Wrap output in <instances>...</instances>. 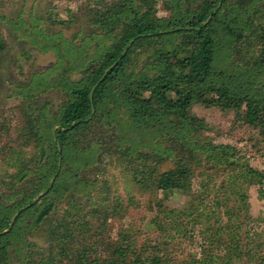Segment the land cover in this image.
Instances as JSON below:
<instances>
[{
    "label": "trees",
    "instance_id": "16d2710c",
    "mask_svg": "<svg viewBox=\"0 0 264 264\" xmlns=\"http://www.w3.org/2000/svg\"><path fill=\"white\" fill-rule=\"evenodd\" d=\"M159 2L168 15L158 14ZM81 9L88 28L71 38L46 32L33 17L12 21L18 38L53 51L57 61L16 88L22 120L2 127L15 138L1 149L14 171L0 178V264H264L263 244L242 235L249 217L243 187L262 183L264 173L234 145L202 139L205 122L192 112L198 103L241 111L264 132V0H94ZM75 17L70 9L63 19L48 14L67 28ZM28 146L38 151L29 157ZM105 156L126 162L141 189L163 193V217L154 219L160 232L186 237L188 217L205 225L198 253L178 261L162 245L152 253L128 229L111 238L108 223L121 205L99 193L95 170ZM216 171L228 173L224 202L210 207L197 196L180 210L163 203L173 192L191 194L196 174L206 177V192ZM62 203V217L50 219ZM219 207L229 221L217 227L210 219ZM44 224L48 248L27 234Z\"/></svg>",
    "mask_w": 264,
    "mask_h": 264
},
{
    "label": "rangeland",
    "instance_id": "374dc122",
    "mask_svg": "<svg viewBox=\"0 0 264 264\" xmlns=\"http://www.w3.org/2000/svg\"><path fill=\"white\" fill-rule=\"evenodd\" d=\"M94 0H0V33L5 41L4 51L0 53V178L7 180V173L13 172V168L6 167L4 162L5 154L1 149L13 142L14 132L5 128L15 127L21 122L19 104L22 98L15 95L16 88L29 83L34 72L45 71L57 61V56L53 51H44L32 44L27 39L17 37L18 32L13 28L12 21H17L22 17L28 23L33 17L42 22V29L46 32L62 31L66 37L71 38L74 32L82 29L86 31V16L81 9L84 5ZM76 13L74 23L69 28L57 22H51L48 14L52 12L53 19H63L67 17L68 10ZM160 16L168 15L169 8L164 2H159L157 6ZM255 54L259 51L257 44L252 46ZM241 56H246L249 49L243 48ZM58 101V100H56ZM192 112L205 122L201 132L202 139L221 144L234 145L241 151V155L254 168L264 173V132L261 128L251 126L242 119L243 112L237 110H225L218 106L205 107L198 103L193 105ZM3 125L5 128H2ZM29 157L38 150L33 147H25ZM170 165V164H169ZM168 165V166H169ZM126 162L118 160L114 156H105L103 162L95 170V177L99 181L100 196L108 202L120 203L121 210L115 217L110 218L108 232L112 239H116L123 229L132 230L135 233L138 246L150 247L153 253L155 247H161L163 251L172 252L175 260L182 259L188 254H196L200 251L201 237L199 231L204 224L193 222V218H187L186 237H182L176 229H172L166 236L160 232L154 219L161 220L163 214L159 210L158 201L163 198V193L146 191L139 187L132 179V173L128 170ZM167 167V166H166ZM213 173V170L210 171ZM212 179H208L211 184L206 192H203L201 174L193 178V190L191 194L173 192L163 201L168 209H183L188 203L195 204L197 196L204 198V204L216 206L221 195L225 191L223 182L228 177L227 171L215 172ZM247 193L249 203L248 219L243 222L242 235L246 236L249 242L250 237H256L264 247V179L262 183L247 185L243 187ZM227 196V203L235 204V198L230 194ZM233 198V199H232ZM229 199V200H228ZM233 200V201H232ZM223 201V200H222ZM224 202V201H223ZM85 203H87L85 201ZM66 205L62 203L60 207L51 215V218H60ZM90 205L84 206L86 214ZM89 213V212H88ZM217 216L210 219L213 226L225 225L229 219L223 207L217 209ZM248 232V234H246ZM167 233V232H166ZM28 239L36 245L48 248L52 245L50 231L47 225H40L38 228L28 231ZM90 238H82L88 242ZM228 238L223 239V241ZM256 245L253 244L252 247ZM100 253L106 255L104 247L100 246ZM256 249V248H255ZM225 251L217 253H224Z\"/></svg>",
    "mask_w": 264,
    "mask_h": 264
},
{
    "label": "water",
    "instance_id": "95a60500",
    "mask_svg": "<svg viewBox=\"0 0 264 264\" xmlns=\"http://www.w3.org/2000/svg\"><path fill=\"white\" fill-rule=\"evenodd\" d=\"M211 17H212V15L209 16V18L207 19V21H208ZM42 154H43V151H42ZM60 168H61V162H59L58 170H59ZM55 177H56V175L52 178V181H51V182H53V180L55 179ZM44 194H45V192H42L40 195H38V196L33 200V203L37 202V201H38V200H39ZM29 205H30V204H27V205L24 206L20 211L16 212V213L13 215V219H15V218L17 217V215H18L22 210L26 209ZM12 224H13V223H11V225L9 226L8 229L11 228Z\"/></svg>",
    "mask_w": 264,
    "mask_h": 264
}]
</instances>
